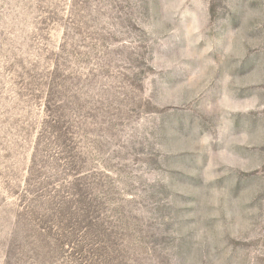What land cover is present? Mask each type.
<instances>
[{
  "label": "rangeland",
  "instance_id": "374dc122",
  "mask_svg": "<svg viewBox=\"0 0 264 264\" xmlns=\"http://www.w3.org/2000/svg\"><path fill=\"white\" fill-rule=\"evenodd\" d=\"M0 264H264V0H0Z\"/></svg>",
  "mask_w": 264,
  "mask_h": 264
}]
</instances>
